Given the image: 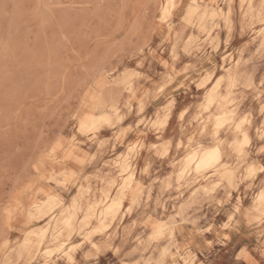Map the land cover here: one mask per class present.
Instances as JSON below:
<instances>
[{"label": "rangeland", "instance_id": "obj_1", "mask_svg": "<svg viewBox=\"0 0 264 264\" xmlns=\"http://www.w3.org/2000/svg\"><path fill=\"white\" fill-rule=\"evenodd\" d=\"M164 1L0 0V264H184L178 255L188 264H264V215L254 210L264 189V0H215L224 12L231 6V22L207 19L204 29L186 18L191 0H176L162 20ZM237 61L235 85L219 88L230 93L233 121L215 134L223 107L206 110L207 91ZM98 101L116 116L81 131ZM242 118L250 143L238 153ZM217 140L223 167L178 179L187 152ZM131 145L135 181L107 229L95 231L104 205L85 226L86 210L119 195L125 175L113 164ZM224 169L230 181L219 179ZM50 196L58 206L32 214ZM73 202V225L57 238L73 246V259L38 253L34 233ZM51 234L42 249L57 244Z\"/></svg>", "mask_w": 264, "mask_h": 264}, {"label": "bare ground", "instance_id": "obj_2", "mask_svg": "<svg viewBox=\"0 0 264 264\" xmlns=\"http://www.w3.org/2000/svg\"><path fill=\"white\" fill-rule=\"evenodd\" d=\"M175 7H178V6H176V0H165L164 3H163V5H162V7H161V10H160V12H161V19L162 20H166L172 14V12L175 9ZM195 17L197 19L198 27L200 29H204L203 23L207 19L210 20L211 22H214V23L217 20H223L226 25H229L230 22H231V6H229L228 7V10L226 12H224L222 10V8H220L218 6V4H217V2L215 0H212V1H210V0L209 1H205V0H191V6H190V8L187 11L186 18L189 20V19H192V18H195ZM258 34L261 36V45H264V27L261 28L260 30H258ZM222 48H223V46H222ZM238 64H239V61H237L234 64V71L227 70L225 72V74H223L220 77H218L216 79V81L214 82L212 88H210L207 91L206 101H205L204 108L206 110H208L210 107H212L215 104L218 105V106H220V108L223 107L222 108L223 110H221V112H219L216 115H214L213 127L216 129L215 134L217 133V131L222 126H224L227 123H230L231 121H233L234 111L233 110H226V109H224V106L226 104H228L229 101H230V93L228 91V93L226 95H220L219 94V88L221 86V83H224L227 88H232L235 85V83H236V81L238 79V76H239V74L236 73V71H235V69L237 68ZM211 77H212V74H210V73L209 74H206L202 78L201 83H200V86L201 87H204L205 85H207L210 82ZM135 99H137V98H135ZM99 100H101V99H99ZM103 102H99L98 103V107L101 109L98 114H88V115L84 116V118L82 119V121H81V123L79 125V129L81 131H94L95 132V131H97L99 129V126L101 124H109L111 122L112 118L114 116H116L117 108L114 105H109V106L106 107L105 104H104L105 102L104 103ZM76 117H77V115H76ZM168 119H169V117L167 115L161 121V124L162 125H166ZM246 121H247V119L242 118L239 122H237L235 124V129L241 134V139H240V141L235 146L238 153H241L243 147L244 146H248L249 143H250L249 136L242 129L243 123L246 122ZM116 138H118V137H116ZM54 142L56 143V141H54ZM135 146L136 145H131L127 149V152L124 155H122L118 160L114 161V164H113L114 167L118 170L119 173L125 175L122 178V182H121V186H120L121 192L119 193V195H117L114 198H110L108 195H105L104 196V199H102L99 202H95L93 205L89 206L87 208V210H86V213H85L84 219H83V224L85 226L88 225L90 223V220L94 217V213H93L94 212V209L99 204L103 203L104 206H103V209L98 214V219L100 221V224L95 229V231H104L105 229H107L108 224H106L105 221L107 219H113L116 216V214L123 207V199H124L123 198V195H124L123 194V190L126 189V188L131 187L132 184H133V181H135L134 169H132L131 164H130V161H129V154L136 148ZM244 161H245V159H244ZM223 165L224 164L222 162L221 146H220V142L217 140L216 142H214L209 147H204V148L203 147H198V148H194V149L189 150L187 152L186 156L184 157L183 164L181 165L180 170L178 171V179H181L184 176V174L187 173L189 170H193L194 173L198 174V173L207 171V170L212 169V168L223 167ZM35 169L36 168H34V170ZM253 171H254L253 167H250L248 169V172L249 173H251ZM219 179L220 180L230 181L232 179V172H231V170L224 169L223 173L220 174ZM74 186H75V184H74ZM202 188L205 191L209 190L207 188V186H205V185H203ZM231 189H232V187H231ZM254 202H255L254 210L256 212H259V213H261V214L264 215V189H262L259 192H257V194L255 195V198H254ZM59 203L60 202L57 200V198L55 196H50V197H48L47 199H45L41 203H33V205H32V214L35 213V214L47 215V214H49V212L51 210H53L54 208H56ZM77 209H78L77 203L76 202H73V204L71 205L69 211H62L61 214H60V216L55 221H53L52 223H47V225H45V227H43L41 230H39L38 233H34L35 235L39 236V241L37 243V252L38 253L41 252L43 256L49 257L53 253V251L56 250V251L62 252L63 255L67 258L68 261H71L73 259V256H72L73 246L71 245V246H68L67 248H65V242L64 241H58L57 238L61 234V230L62 229H70L72 227L73 222H74V217H75V211ZM25 211H27V210H25ZM7 227H9V226H7ZM143 227H145V226H143ZM51 229H52L51 239L54 242H56L57 244L54 246L53 249H51L49 247H45V248L42 249V247L44 245L43 244V240H44V238L46 236V233L49 230H51ZM156 229H157L156 235H160L162 233V226H159L158 228L156 227ZM30 234H32V233H30ZM55 234H56V236H55ZM29 244H30V237L27 236L25 238V240H24L23 248L26 249L29 246ZM208 245H209V243H208ZM170 255H171V253H170ZM171 256H169V257H171ZM178 256L182 259V262L184 264H188V260H190V259H188L186 257H183L182 255H178ZM190 258L191 259L194 258V255L190 256ZM248 259H249V257H248Z\"/></svg>", "mask_w": 264, "mask_h": 264}]
</instances>
